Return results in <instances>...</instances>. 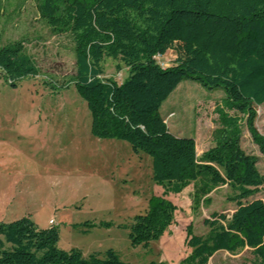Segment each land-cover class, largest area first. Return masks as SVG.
Segmentation results:
<instances>
[{
	"label": "trees",
	"instance_id": "1",
	"mask_svg": "<svg viewBox=\"0 0 264 264\" xmlns=\"http://www.w3.org/2000/svg\"><path fill=\"white\" fill-rule=\"evenodd\" d=\"M40 18L54 34L73 41L72 82L90 113V133L127 142L151 159V177L162 193L136 214L128 227L133 247L147 248L174 223L178 209L167 197L193 183V208L215 187L226 185L235 208L203 219L207 231L185 227L190 249L181 264H208L218 251L248 250L264 264V190L257 157L241 147V123L264 154V136L255 125V105L264 103V0H36ZM174 50L171 65L157 56ZM105 58L127 69L121 82L103 77ZM39 74L22 40L0 44V80L17 82ZM183 79L213 88L218 126L211 146L197 155L194 137L178 136L160 113L162 103ZM228 111H233L229 114ZM59 231L41 228L29 217L0 222V264H126L111 248L83 254L57 246ZM148 264H167L150 261Z\"/></svg>",
	"mask_w": 264,
	"mask_h": 264
},
{
	"label": "rangeland",
	"instance_id": "2",
	"mask_svg": "<svg viewBox=\"0 0 264 264\" xmlns=\"http://www.w3.org/2000/svg\"><path fill=\"white\" fill-rule=\"evenodd\" d=\"M22 40L39 68L35 77L15 87L0 80V222L29 217L37 226L57 227V246L83 254L113 249L126 264L162 261L181 264L190 251L185 227L207 231L203 219L212 212L230 214L235 208L226 185L212 189L193 208V183L167 198L177 205L174 223L147 248L133 247L128 238L132 217L144 212L161 187L151 177V159L135 153L118 139L90 133V113L72 82L73 41L69 33L54 34L40 18L36 0H0V44ZM174 50L157 56L165 67ZM103 77L121 82L126 67L112 58L102 62ZM224 93L183 79L162 103L160 113L169 130L194 137L197 155L211 146L218 126L216 105ZM254 125L264 136V103L255 105ZM229 114L233 111L226 110ZM241 147L257 157L264 176V154L241 123ZM251 198L264 200L260 189ZM208 264H254L251 253L218 251Z\"/></svg>",
	"mask_w": 264,
	"mask_h": 264
},
{
	"label": "built area",
	"instance_id": "3",
	"mask_svg": "<svg viewBox=\"0 0 264 264\" xmlns=\"http://www.w3.org/2000/svg\"><path fill=\"white\" fill-rule=\"evenodd\" d=\"M51 224L53 223L52 220L49 221Z\"/></svg>",
	"mask_w": 264,
	"mask_h": 264
},
{
	"label": "crops",
	"instance_id": "4",
	"mask_svg": "<svg viewBox=\"0 0 264 264\" xmlns=\"http://www.w3.org/2000/svg\"><path fill=\"white\" fill-rule=\"evenodd\" d=\"M162 190V189H161Z\"/></svg>",
	"mask_w": 264,
	"mask_h": 264
}]
</instances>
